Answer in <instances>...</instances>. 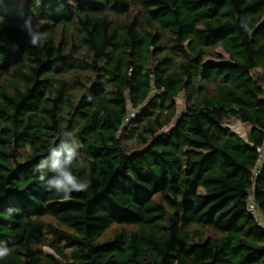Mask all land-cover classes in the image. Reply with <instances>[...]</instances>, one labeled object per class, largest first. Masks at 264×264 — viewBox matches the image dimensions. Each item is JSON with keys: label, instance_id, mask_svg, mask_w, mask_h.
<instances>
[{"label": "trees", "instance_id": "trees-1", "mask_svg": "<svg viewBox=\"0 0 264 264\" xmlns=\"http://www.w3.org/2000/svg\"><path fill=\"white\" fill-rule=\"evenodd\" d=\"M254 69L264 0H0V264H264ZM65 130L67 199L36 170Z\"/></svg>", "mask_w": 264, "mask_h": 264}, {"label": "clouds", "instance_id": "clouds-1", "mask_svg": "<svg viewBox=\"0 0 264 264\" xmlns=\"http://www.w3.org/2000/svg\"><path fill=\"white\" fill-rule=\"evenodd\" d=\"M241 27L246 32L250 31L247 18L241 21ZM22 30L29 37V43L32 46L43 47L47 34L41 32L31 18L24 22ZM60 135L59 144L48 150V155L39 161L36 170L40 173V180L46 183L49 190L54 189L58 193H63L67 199L72 192L87 191L90 182L81 180L73 174V164L82 162L81 153L78 151L80 145L75 141L73 133L65 130ZM47 173L52 175L47 176ZM9 254L10 249L7 246H0V259L6 258Z\"/></svg>", "mask_w": 264, "mask_h": 264}, {"label": "rangeland", "instance_id": "rangeland-1", "mask_svg": "<svg viewBox=\"0 0 264 264\" xmlns=\"http://www.w3.org/2000/svg\"><path fill=\"white\" fill-rule=\"evenodd\" d=\"M218 52L222 55V59H212L209 58L207 61L213 62V63H222V62H229V57L221 50L219 49ZM180 104L183 105V98H180L179 100ZM225 126L230 127L233 131L238 132L240 135L245 136L249 127L247 124H244L239 119H230L224 123ZM46 253H52V250L49 247H45Z\"/></svg>", "mask_w": 264, "mask_h": 264}, {"label": "built area", "instance_id": "built-area-1", "mask_svg": "<svg viewBox=\"0 0 264 264\" xmlns=\"http://www.w3.org/2000/svg\"><path fill=\"white\" fill-rule=\"evenodd\" d=\"M253 78L264 88V74L260 72L258 69H254L252 72ZM259 151H262L261 148H259ZM250 198L247 200L249 210L256 216V219L260 223V212H259V205L254 200L253 193L250 192Z\"/></svg>", "mask_w": 264, "mask_h": 264}, {"label": "water", "instance_id": "water-1", "mask_svg": "<svg viewBox=\"0 0 264 264\" xmlns=\"http://www.w3.org/2000/svg\"><path fill=\"white\" fill-rule=\"evenodd\" d=\"M240 120V119H239ZM241 121V120H240ZM242 122V121H241ZM230 128V127H229ZM236 132V131H235ZM238 133V132H237Z\"/></svg>", "mask_w": 264, "mask_h": 264}]
</instances>
